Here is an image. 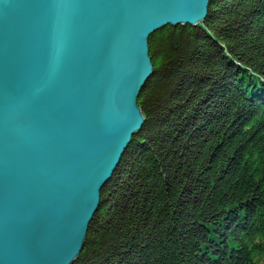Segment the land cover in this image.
<instances>
[{
	"label": "trees",
	"instance_id": "obj_1",
	"mask_svg": "<svg viewBox=\"0 0 264 264\" xmlns=\"http://www.w3.org/2000/svg\"><path fill=\"white\" fill-rule=\"evenodd\" d=\"M145 121L72 264H264V0L148 37Z\"/></svg>",
	"mask_w": 264,
	"mask_h": 264
},
{
	"label": "water",
	"instance_id": "obj_2",
	"mask_svg": "<svg viewBox=\"0 0 264 264\" xmlns=\"http://www.w3.org/2000/svg\"><path fill=\"white\" fill-rule=\"evenodd\" d=\"M210 0H0V264H72L145 121L148 37Z\"/></svg>",
	"mask_w": 264,
	"mask_h": 264
}]
</instances>
